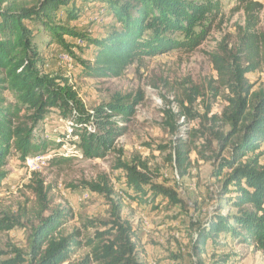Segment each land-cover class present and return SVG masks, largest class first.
I'll list each match as a JSON object with an SVG mask.
<instances>
[{"label": "trees", "instance_id": "16d2710c", "mask_svg": "<svg viewBox=\"0 0 264 264\" xmlns=\"http://www.w3.org/2000/svg\"><path fill=\"white\" fill-rule=\"evenodd\" d=\"M236 2L247 12L241 45L235 54L213 57L221 88L228 92L221 119L228 129L212 128L209 132L220 149L228 152L215 172L223 182L221 196L225 203L219 207L237 213L207 219L199 243L203 252L218 250L216 240L224 236L226 241L239 240L264 253V85L256 88L248 78L264 66V49L255 34L263 5L257 0ZM92 5L104 10L110 20L106 32L98 36L82 33L75 25L85 8ZM221 13L220 0H0V188L8 177L4 170L13 152L26 162L30 157L62 149L64 138L45 136V124L54 114L61 120L71 118L69 138H81L80 147L88 158H104L114 148L116 138L124 134L118 125L103 118L104 112L111 110L125 121L133 115L134 107L122 104L124 99L119 98L106 108L96 109L95 119L102 117L96 119L100 134L90 133L88 128L80 131L79 127L87 126L93 116L87 114L67 79L58 81L59 77L43 71L46 63L39 42L46 50L66 51L79 63V73L85 79H119L129 67L147 58L197 51L213 32ZM78 43L93 50L90 59L77 57L74 49L81 48ZM38 132L43 137L37 138ZM199 151V147L194 149L183 140L176 145L174 157L182 176L190 154ZM118 168L126 174L127 194L133 200L147 203L162 198L163 203L173 206L182 203L174 189L154 184L137 165L120 163ZM85 185L109 199L113 195L107 185ZM33 190L43 217L50 210L48 192L43 182ZM110 202L113 219L99 225L108 228L107 233H97L89 241L93 257L86 256L77 264H138L128 256L135 249L129 229L120 222L115 202ZM73 214L66 208L52 210L29 236L28 254L15 250L21 258L13 264L71 263L82 246L76 240L79 234L66 236L61 229ZM13 226L0 220V229ZM106 236L113 239L104 241Z\"/></svg>", "mask_w": 264, "mask_h": 264}, {"label": "rangeland", "instance_id": "374dc122", "mask_svg": "<svg viewBox=\"0 0 264 264\" xmlns=\"http://www.w3.org/2000/svg\"><path fill=\"white\" fill-rule=\"evenodd\" d=\"M257 1L263 9L258 13L255 34L264 49V0ZM220 3L221 16L197 51L147 58L129 67L119 79H85L79 73V63L66 51L46 50L39 42L46 63L43 71L59 77L58 81L67 79L87 114L93 116L87 126L79 127L80 131L88 128L90 133L100 134L96 119L102 117L95 119L96 109L106 108L119 98L124 99L122 104L134 107L133 115L125 121L111 110L103 113L104 119L124 131L104 158L85 156L80 147L81 138H69L71 118L61 120L57 113L46 122L48 134L45 136L53 140L64 138L61 150L56 148L55 153L33 156L26 162L16 152L9 156L4 170L8 177L0 188V220L14 226L10 230L0 229V264H13L16 258L20 259L15 250L28 254L29 236L34 228L52 210L65 208L74 214L61 232L66 236L78 233L76 240L82 245L67 264H77L86 256L92 258L93 247L87 244L97 233H107L108 228L99 225L113 219L111 200L135 245L128 256L138 264H264L263 252L239 240L230 242L220 237L216 240L220 250L211 248L204 252L199 243V234L207 219L237 213L219 207L225 203L221 196L223 182L215 177V172L228 152L220 149L209 129H228L221 123L228 92L221 88L213 57L220 54L227 57L237 52L247 26V12L236 0H220ZM95 7H86L75 25L82 33L98 36L106 32L110 20L104 16V10ZM68 41L73 40L68 38ZM80 46L74 49L77 57L90 59L93 50L82 47V43ZM248 78L256 88L263 86L264 66ZM42 135L38 132L37 138ZM181 140L194 149L200 148L198 153L190 154L184 176L174 157L175 147ZM261 152L264 163V145ZM120 163L137 165L154 184L174 189L182 203L173 206L163 203L162 198L147 203L133 200L127 194L126 174L118 168ZM39 182L44 183L50 206L43 217L40 216L42 206L33 190ZM86 183L107 185L113 195L109 199L94 193L87 189ZM104 239L111 241L113 237Z\"/></svg>", "mask_w": 264, "mask_h": 264}, {"label": "built area", "instance_id": "2783aa9c", "mask_svg": "<svg viewBox=\"0 0 264 264\" xmlns=\"http://www.w3.org/2000/svg\"><path fill=\"white\" fill-rule=\"evenodd\" d=\"M78 44H80V43H78Z\"/></svg>", "mask_w": 264, "mask_h": 264}]
</instances>
